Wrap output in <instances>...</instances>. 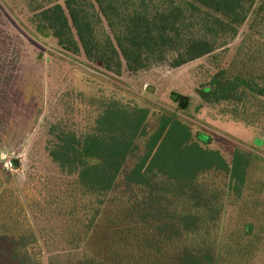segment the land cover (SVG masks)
<instances>
[{
  "label": "rangeland",
  "instance_id": "obj_1",
  "mask_svg": "<svg viewBox=\"0 0 264 264\" xmlns=\"http://www.w3.org/2000/svg\"><path fill=\"white\" fill-rule=\"evenodd\" d=\"M222 1L226 0H103L102 7L94 5V30L98 38L116 44L139 25L144 37L165 34L178 23L188 22L194 29L207 17L222 18L212 11ZM55 4L64 7L63 0H0V181L22 202L40 263L48 264L58 255L56 264H78L84 248V258L91 260L84 264H180L184 240L178 248L165 244L147 254L144 262L135 258L145 257L144 248H133L126 261H118L122 237L116 239L119 248H108L88 242V234L89 239L75 248L77 234L87 225V213L79 209L86 199L77 177L60 172L49 158V129L55 126L82 138L92 132L101 109L117 103L148 110L145 133L125 162L115 190L106 196L115 202L107 208L105 221L104 213L99 215L94 231H102L105 222L122 212L127 199L139 204L142 191L125 185V172L147 152L145 145L162 119L175 120L191 131L187 146L217 152L228 165L236 152L245 157L234 178L217 170L200 177V203L212 211L210 222L200 226L190 244L197 247L208 238L209 248L202 250L211 256L206 264H264V113L251 98L216 105L200 98V90L216 74L236 80L241 90L247 85L264 87V0H254L234 37L212 54L178 68H171L169 60L134 73L123 65L119 75L89 62L82 52L63 50L49 33L39 32V12ZM171 93L188 97L187 108L180 109ZM205 137L210 140L205 142ZM165 179L155 184L170 191ZM174 194L178 199L180 191ZM161 196L162 219L175 206L181 211L189 205L185 197L175 201L170 192ZM197 200L195 193L190 205Z\"/></svg>",
  "mask_w": 264,
  "mask_h": 264
},
{
  "label": "trees",
  "instance_id": "obj_2",
  "mask_svg": "<svg viewBox=\"0 0 264 264\" xmlns=\"http://www.w3.org/2000/svg\"><path fill=\"white\" fill-rule=\"evenodd\" d=\"M247 1H222L212 10L218 11L222 18L207 17L194 29L188 22L178 23L177 29L172 28L165 34L144 37L140 25L135 26L132 32L135 34L129 33L123 41L114 44L107 37L98 38L94 30L97 28L95 20H98L93 12L94 5L102 7L103 0H63L64 7L55 4L39 12L38 30L53 36L63 50L72 54L82 52L89 62L115 75L121 73L123 65L128 72L134 73L167 60L171 68H178L212 54L227 39L233 38L236 27L243 23L254 2ZM240 85L236 80L223 79L216 74L202 87L200 98L207 105L241 103L251 98L257 102L258 112L264 113V87L246 84V90H241ZM170 97L180 109L187 108L188 97L177 93H171ZM147 116L145 108L111 103L101 109L92 132L82 138L72 131L50 127L48 156L60 172L77 177L81 196L86 199L79 209L87 213V225L77 234L75 248L89 239L88 234L91 236L88 242L105 243L108 248H119L115 246L118 245L116 239L122 237L124 245L116 256L118 261H126L128 251L133 253V248H144L141 252L145 257L144 254L135 255L138 261H143L147 254H155L156 249L165 244L178 248L177 243L184 240L185 245L179 247L186 248L182 256L179 255L180 264H206L211 256L208 250H202L209 248L208 238L206 242H200V246L190 244L196 239L200 226L210 222L208 213L212 211L207 204L200 203L204 191L197 185L198 181L211 170L234 178L244 167L245 157L236 152L228 165L217 152L195 144L187 146L192 139L191 131L175 120L162 119L145 145L147 152L125 172V185L142 191L139 204L134 206L135 201L127 199L122 212L105 222L102 231H94L99 215L103 212L105 221L107 208L115 202L113 197L106 200V196L115 190L125 162L138 150L137 141L145 133ZM203 139L205 142L210 140L208 137ZM163 178L170 191L155 184ZM176 190L180 191L178 199L185 197L189 205L181 211L175 206L172 214L162 219L159 213L164 206L161 195L170 192L174 198ZM195 193L199 200L190 205ZM178 199L174 198L175 201ZM36 245L37 239L27 222L22 202L0 181V264H41L35 253ZM82 251L78 264H84L88 259L84 258L87 250L83 248ZM57 258L60 257L51 256L48 264H56Z\"/></svg>",
  "mask_w": 264,
  "mask_h": 264
}]
</instances>
